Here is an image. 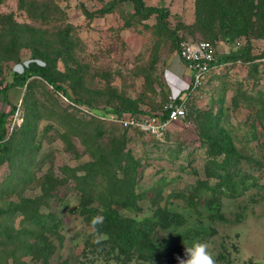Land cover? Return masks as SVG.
Returning <instances> with one entry per match:
<instances>
[{"label":"rangeland","instance_id":"1","mask_svg":"<svg viewBox=\"0 0 264 264\" xmlns=\"http://www.w3.org/2000/svg\"><path fill=\"white\" fill-rule=\"evenodd\" d=\"M143 3L163 10L165 28L156 26V14L139 20L132 0H0V88L12 84L7 101L16 107L0 153V264H177L184 245L195 240L207 243L215 264H264V0H247L233 43L210 38L208 30H217L218 22L199 27L198 16L208 9L198 10L195 0ZM173 31L177 45L214 40L216 53L244 49L249 60L221 64L189 91ZM13 34L16 44L7 46ZM36 35L54 44L67 36L72 51L56 54L41 46L44 53L34 52L35 42L24 43ZM30 63H52L60 84L86 103H74L44 80L19 79ZM28 93L40 105V114L27 119L31 129L24 124ZM236 94L240 103L234 106ZM173 98L184 102L187 115L169 124L161 138L116 120L159 115ZM126 108L134 114L112 113ZM2 110L10 109L0 100ZM65 117L83 134L69 130ZM66 132L69 147L61 137ZM224 134L235 147L240 175L233 191L214 192L199 182L215 183L205 170L209 141ZM97 156L107 160L91 167L102 185L123 187L118 164L127 173L135 166L137 196L133 206H118L121 215L140 220L152 218L156 208L166 213L169 224L158 229L160 235L168 232L161 256L126 257L79 212L72 172L87 173ZM44 217L46 226H37L35 220Z\"/></svg>","mask_w":264,"mask_h":264},{"label":"trees","instance_id":"2","mask_svg":"<svg viewBox=\"0 0 264 264\" xmlns=\"http://www.w3.org/2000/svg\"><path fill=\"white\" fill-rule=\"evenodd\" d=\"M134 13L139 16V20L147 19L150 15H157L156 26L160 28H165L163 25L162 17L165 15L163 10L158 7L152 6H144L143 0H132ZM23 0H20V4L22 5ZM196 8L200 11H206L208 9V13H205V16H198L199 27L204 29H209L208 21L218 22V28L216 30L215 25H212L210 38L219 37L220 40H227L230 43L235 41V38L238 34H240V29L242 26L235 25L236 20L240 22L238 18L243 19L242 8L248 7L247 0L244 2L243 0L239 1V7L234 9L236 3L235 0H195ZM242 4V5H241ZM259 5V4H258ZM260 6V5H259ZM258 6V8H259ZM262 7V5H261ZM249 10H252L251 8ZM255 14V13H253ZM229 23L231 27L229 26ZM233 23V24H232ZM237 26V29H236ZM228 27V28H227ZM67 35V32H66ZM8 41L7 46L14 45L16 35L13 34ZM171 37L173 38V42L178 50V37L176 36L175 31L171 33ZM63 39V38H62ZM42 41V36L36 35V38L30 39L27 43H24L28 46L30 42H35L31 47L33 51H40L44 53V48H50L54 50L56 54H61L72 51V44L70 43L67 36H65V40H60L56 44H54L51 40ZM209 42L214 44V40H208ZM40 43V45H39ZM21 43V46H25ZM6 46V47H7ZM42 46V47H41ZM6 47L4 50H6ZM18 49V47H15ZM14 52V50L12 51ZM3 54V53H2ZM37 54V53H35ZM264 56V55H262ZM239 60H249L248 52L244 49L231 48L230 51L216 55L215 61L211 62L210 69L207 73L209 76L212 71L217 69L221 64L226 65L228 62H236ZM54 65H39L37 63H30L28 66L23 67L24 75H21L19 79H26L28 77H33L32 83L39 82L40 79L44 80L53 91H61L63 95L69 100L73 101L76 104H85L86 102L79 97H72L68 90L64 88L62 84H60L61 79L58 78L56 71L53 69ZM12 86L11 83H8L6 86L0 88V100L5 102L9 106V111H0V153H2L6 149V140L8 135V122L9 116L13 115L16 111V107L7 101V93ZM242 95V97L248 98V94L245 92L238 93V95ZM30 96V93L26 94L25 101V109L26 115L24 119V124L28 129L33 127L31 121H27L28 118H33L34 115L37 117L40 112L37 113L38 109H40V105H37V102L27 99ZM177 103L180 100H176ZM232 104L236 106L240 103L239 98L234 95L232 99ZM259 111H262V107H259ZM112 112V111H109ZM129 112L134 114V109H114V116H121L122 114ZM167 117V113H163V118ZM64 124L68 125L69 130L72 132L82 133L80 129H78V125L75 124L70 119L66 117L62 121ZM33 123V121H32ZM25 134L28 132L24 131ZM83 134V133H82ZM62 140L69 147L70 143L68 140L67 132L61 134ZM210 162H208L205 170L206 175L208 177H214L216 179L213 185H210L208 181L199 182L200 187H204L207 190H212L219 192L225 190L233 191L236 187V181L234 180L236 175H240L238 168L236 167V160H238L236 156V152H234L235 147L233 146L232 140L229 139L227 135H222L218 140L210 139ZM222 155L220 161H218L217 157ZM95 162H90V169L86 168L87 173L83 175L77 176L75 172H72L73 179L76 182V188L80 195V209L79 212L86 218V221L92 224L96 230L100 233H104L108 236V239L111 240V244L115 245L117 249L121 251L126 257L130 254L141 255L146 258H153L162 255V251L167 248V242L160 235L158 229L162 227L168 226V219L166 218V213H164L161 209H155L153 211L152 218L144 217L140 220L135 218L123 216L118 212V206L124 205V207L128 208L133 206L135 202V198L137 194L135 193V189L137 184L135 182V166L133 165L131 168V173H127L124 169V165H120L117 170H120L124 173L125 179L123 183V187H110L108 185H102L97 181L95 173L91 170L93 165L99 166L102 165V162H105V157L97 156L95 157ZM118 158V157H116ZM115 158V159H116ZM112 160V159H111ZM117 160V159H116ZM107 161V160H106ZM117 163V161H116ZM66 171L69 172V169L66 168ZM130 174V175H129ZM118 188V190H115ZM89 198V199H88ZM89 200L98 201L101 208L98 209L96 206H89ZM100 216V217H99ZM37 226L45 227L48 223V220L44 217L43 220H35ZM1 234V233H0ZM41 249L37 246L35 249V253L37 256H40Z\"/></svg>","mask_w":264,"mask_h":264},{"label":"built area","instance_id":"3","mask_svg":"<svg viewBox=\"0 0 264 264\" xmlns=\"http://www.w3.org/2000/svg\"><path fill=\"white\" fill-rule=\"evenodd\" d=\"M178 58L183 64V69L190 71L188 90L198 88L204 81L210 69V63L216 59V47L207 40L179 42L177 50ZM176 98L170 100L164 112L167 117L163 118V113L159 115L147 114L142 117L126 115L117 117L119 123L124 127L137 126L154 137L161 138L166 127L175 122H181L187 115V109L181 100L177 103Z\"/></svg>","mask_w":264,"mask_h":264},{"label":"clouds","instance_id":"4","mask_svg":"<svg viewBox=\"0 0 264 264\" xmlns=\"http://www.w3.org/2000/svg\"><path fill=\"white\" fill-rule=\"evenodd\" d=\"M165 233H168L165 231ZM161 235V236H163ZM177 264H215L206 242L195 240L184 245V256L177 257Z\"/></svg>","mask_w":264,"mask_h":264},{"label":"crops","instance_id":"5","mask_svg":"<svg viewBox=\"0 0 264 264\" xmlns=\"http://www.w3.org/2000/svg\"><path fill=\"white\" fill-rule=\"evenodd\" d=\"M181 74H182V77L187 78V81H189V76L185 75L186 74V70L182 69ZM189 74H190V71H189Z\"/></svg>","mask_w":264,"mask_h":264}]
</instances>
